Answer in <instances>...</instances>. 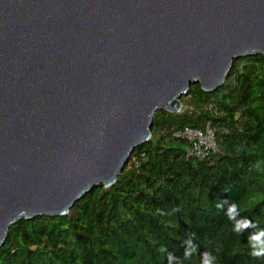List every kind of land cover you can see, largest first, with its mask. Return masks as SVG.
Returning <instances> with one entry per match:
<instances>
[{"label": "water", "instance_id": "water-1", "mask_svg": "<svg viewBox=\"0 0 264 264\" xmlns=\"http://www.w3.org/2000/svg\"><path fill=\"white\" fill-rule=\"evenodd\" d=\"M264 56V0H0V248L111 187L158 111Z\"/></svg>", "mask_w": 264, "mask_h": 264}, {"label": "trees", "instance_id": "trees-1", "mask_svg": "<svg viewBox=\"0 0 264 264\" xmlns=\"http://www.w3.org/2000/svg\"><path fill=\"white\" fill-rule=\"evenodd\" d=\"M181 102L183 113L157 112L113 186L13 225L0 264H264V56ZM207 123L221 154L188 157L174 133Z\"/></svg>", "mask_w": 264, "mask_h": 264}, {"label": "built area", "instance_id": "built-area-1", "mask_svg": "<svg viewBox=\"0 0 264 264\" xmlns=\"http://www.w3.org/2000/svg\"><path fill=\"white\" fill-rule=\"evenodd\" d=\"M209 110H212L211 106H209ZM178 113H183L182 105ZM174 137L187 140L191 144L188 157L206 160L211 155L221 154V148L216 140L211 123H207L203 129L187 127L182 131L175 132Z\"/></svg>", "mask_w": 264, "mask_h": 264}]
</instances>
